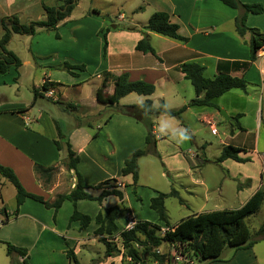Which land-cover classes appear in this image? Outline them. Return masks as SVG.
Instances as JSON below:
<instances>
[{"label":"crops","instance_id":"crops-1","mask_svg":"<svg viewBox=\"0 0 264 264\" xmlns=\"http://www.w3.org/2000/svg\"><path fill=\"white\" fill-rule=\"evenodd\" d=\"M239 1L246 5L262 6L263 12L261 14L252 15L247 13L245 15V26L248 29H256L259 33L264 35V0ZM61 3L62 0H0V21L4 17L15 15L20 23H23L24 19L30 21L32 15L36 13L37 14L34 17L36 20H44L43 18H45V14L42 5L55 7ZM122 3L123 2L119 1V8L116 9V11H118V22L124 21L125 18L123 14L124 6H122ZM130 5L133 7L131 10L132 18H130L131 24L128 25L129 27H125L127 29L134 28V30L114 31L106 34L107 48L105 58L102 57L101 50V59L103 60V62H101L105 63V65L103 66L101 74L96 76V78L99 79V84L92 90L94 96L93 102L90 105H82L73 104L71 102L65 103L63 99H59L58 101L60 104L58 105L60 106L59 112L69 111L71 113H76L83 111L84 114H75V117L83 119L89 118V122L85 121V123H83V121H75L73 124L66 123V126L64 127L62 121L57 120L54 116V103L56 100L49 99L46 93L42 94L39 89L45 80L55 83L59 82L54 81V78L51 79V76L45 77L39 84V89H36L37 86L34 88L38 90L40 96L35 100L33 96L34 101L32 100L30 104L20 102H4L0 104V165L13 171L26 192L40 196L44 201L52 203L57 195L69 193L74 188L75 184L74 172L68 171L65 168L62 163V161L65 160V154L57 151L54 146L53 141L56 139L54 121H56L61 132L69 142L71 150L75 152L79 158L76 169L81 175L83 183L88 187L95 188L101 183L113 181L118 184L119 187H116V189L123 194V198L125 199V191L129 184L118 179L120 171L119 173L114 174L108 172L107 169V166L109 168L112 167L111 162L112 160L114 161L116 158L115 156H117L116 149L113 147V137L115 138V133L113 132L115 127L112 122L118 117H111L110 119L104 118L103 120L99 119L106 110V107L97 103L95 97L96 92L101 91L100 93L103 96H109L113 90V79L122 74H127L129 81L133 82L141 80L154 85V92H156L157 86L162 89V92L156 96H153L154 93L150 96L138 95L141 96V98L138 99L135 105L142 104L145 100H150L154 106H157L159 103H155L156 97L159 102H164L169 110H172L170 106L171 103H181L180 106L175 108L178 109L194 98V89L190 82L184 78V74L180 72L179 68L185 63H196L204 68L203 76L205 78L212 79L218 74L219 68L231 77L243 78L248 83L245 91L231 90L216 99L215 104L219 110L206 107L188 108L182 114L181 118L177 119L180 120V122L175 128V133L178 134L193 128L197 129V132L199 124V126H208L211 129V134L217 135L215 130L217 125L222 130V139H220L221 150L223 147L229 145L241 150V152L238 153L239 158L248 159V162L246 163H236L232 160L215 163V160L219 157L218 156L215 160L211 161L213 164L218 165L221 169L226 171V176L222 175L218 182L214 184L215 193H217L215 198H210L208 196V190L210 189H208V186L205 183V178L202 175H200V179L196 182V186L198 185L204 188L203 193L201 194L203 206L199 208L200 211L214 212L221 210H236L222 206V204H225V200L223 199L221 191V181L229 179L232 182H235L236 187L234 191L238 196L247 191L246 196L243 198L244 200H241V206L260 187L264 188V145L260 146L262 137L264 140V46L257 52L256 60L250 63L249 68L244 70L243 68L236 66L235 64L248 63L250 56V33L246 32L244 35L239 36L236 33L234 25L235 18L242 16L244 11L241 8L230 9L216 0H132ZM155 12L167 13L170 22L178 26V34L185 38L186 41L175 40L144 30L147 20ZM69 17L66 19L68 20ZM136 18H140L141 21L138 22ZM66 19L64 21H66ZM143 33L148 35V41L154 50V55L142 54L135 50V46L137 42L142 39ZM1 35L2 30L0 29V37ZM112 53L116 56L114 59L116 61L114 68L108 64V60H110ZM125 61H129L130 65L118 66L117 63ZM113 69H115V71L116 69L119 70L117 71V74H114L116 72H113ZM10 72L13 74L11 81H8V83L10 86L15 85L16 91L19 93L18 82L14 84V81H12L15 77L13 69H10L6 75ZM105 73H108V77L103 86H101L102 77L104 80ZM71 78L70 86H63L60 83L62 85L61 87H56L50 90L52 94H54L55 91L56 95L59 96L60 92L67 91L69 88L79 87L80 84L77 83L78 81H73L75 77ZM250 87H253L256 90L249 89ZM127 97L128 96L124 97L120 101L123 102ZM67 104L77 105L86 110L84 111L81 109L78 111H72L65 108ZM129 105L133 104L131 102H126L122 106ZM220 110L226 113L229 118L228 121L224 120L223 117L219 115ZM246 114L251 115V121L245 118ZM184 116H189L191 118V126L185 122ZM182 117H184V119H182ZM162 118L169 117L160 115L150 118L153 123L152 133L158 142L162 139L161 136H158L157 133H155V130ZM127 119L129 120H121L123 126L126 125L133 127L130 122L133 124H141L130 117H127ZM99 121H101V124H98ZM138 133L140 137L145 138L146 129L145 134L141 129H138ZM189 134L191 135L192 132ZM238 134H246L245 136L249 141V144H246L247 142L244 144L234 142ZM192 138L193 140H196V137L193 136ZM105 146L107 148L109 147V149H106ZM179 149L180 146L176 147V151H180ZM176 154L171 156L174 157ZM186 157L189 162L191 158L195 161H199L197 155L189 154V156ZM256 161L259 163V167L257 168L258 178H256L254 182L248 175L239 174L238 172H230L227 169H244L245 167L243 166L254 165ZM83 163L84 165L82 166ZM205 163L208 164L210 161L207 160ZM34 164L43 167H57L58 170L55 178L53 176L49 183L43 184L33 171ZM123 166L124 163H121L117 170H121ZM188 167L190 168L191 166ZM128 176L131 177V175ZM4 185L5 183L0 180V206L5 208L2 217H4V220L8 218V222L4 224L7 225L10 222L9 217L11 215L14 219H17L20 215L27 214L22 213L14 216V211L8 210L5 207L1 200V191ZM214 188L212 191H214ZM101 191V189H90L88 190V194L93 198H96L100 195ZM156 196L157 193H155L154 197ZM111 198L117 199L118 203L120 202L115 196L104 197L100 204L88 200L77 201L75 205L76 210L84 201L92 204L93 207L88 211L82 213L77 210L79 213L89 216L91 222L86 229H80L78 222H71L77 223L78 226H68L67 230L63 232L64 235H62V237H60L61 234L55 229L56 221L63 209L67 210L71 208L73 211L74 207L72 203L68 201L63 202L60 209L55 214L54 220L53 210L50 209L49 211L52 215L50 218L54 224L51 226V232L54 233V240L58 242L60 238H62L67 246L70 244V247L68 246L67 250L71 249L75 258L80 253V248L89 249L94 247L95 243H100L99 236L94 235V231L97 229L94 218L102 209L113 207V205L107 206V203ZM27 201L33 200L26 199L19 207L18 213L19 210L21 211L25 207ZM210 202L214 204V208L203 210L204 206ZM115 205H117V203H115L114 206ZM28 217L32 219L36 225H39L41 230L46 227V224L38 220L36 216L33 217L28 215ZM118 219L123 221L122 226L118 225ZM129 220L133 224L142 221L153 224V222H150L147 219L137 220L128 209H122L121 214L116 219L118 232L110 239V241L114 242L116 249H118L119 252L110 257L105 255L106 258L102 260L101 258H104L105 254L104 248L102 257L97 258L99 261L97 264L131 263L130 258L123 256V250L119 238V233L126 230V225ZM156 220L157 223H154V225L160 227V232L168 231V228L176 225L169 226L168 224L166 227L164 223L159 221L157 216ZM40 238L41 236L39 238L37 237V243L40 242L38 241ZM162 249H172V247L167 244H162L156 252L160 254ZM262 249H264V246L259 247V250H261L260 253H256L257 251L253 246L247 250H223L219 259L215 262L197 263L195 261L194 264H264V252ZM65 254L66 253L64 252V263L70 264ZM123 258L125 259L123 260ZM92 261L93 260H91V262Z\"/></svg>","mask_w":264,"mask_h":264},{"label":"rangeland","instance_id":"rangeland-1","mask_svg":"<svg viewBox=\"0 0 264 264\" xmlns=\"http://www.w3.org/2000/svg\"><path fill=\"white\" fill-rule=\"evenodd\" d=\"M119 1L123 2L122 6H124L123 14L125 18L124 21L118 22V11H116V9L119 8ZM119 1L77 0V5L72 11L69 19L61 22L57 26V30L50 31L38 29L34 36L12 35L8 44V49L21 61V67L18 70V79L17 81H14V84L18 82L19 93H17L15 85L10 86L8 83V81H11L12 79V72L8 75L0 76V104L4 102L30 104L33 100L34 91L39 89V84L45 77L51 76V79L54 78V81H58L63 86H70L72 76L62 69L63 64L67 63L71 66H84V71L82 72L79 70L72 71L78 76H76L73 81H78L77 83L80 84L79 87L69 88L67 91L60 92L59 96H57L54 91V94L48 96V98L56 101L63 99L65 103L71 102L73 104L90 105L94 100L92 90L99 84V79L96 78V76L101 74L103 66L105 65V63H102L103 60L101 59V50L103 46L102 32L105 33L106 29H108V32L128 31L129 29L125 26L129 27L128 25L131 24L130 18H132L131 10L133 7L130 3L132 0ZM93 10L99 12V15L93 14ZM36 14L32 15L30 21L24 19L22 24H27L31 21H39L40 19L36 20L34 18ZM136 20L138 22L141 21L140 18H136ZM56 34L58 35V38L55 37ZM111 55L108 64L114 68L116 65V61L114 60L116 56H114V53ZM117 64L118 66L130 65L129 61L119 62ZM113 70V72H116L114 74H117V71H119L118 69H116V71L115 69ZM103 84L102 77L101 86H103ZM35 87L36 89H34ZM249 89L256 90L253 87H250ZM161 92L162 89L157 86L156 92H154L153 96L159 95ZM127 96L128 97L125 98L123 102L119 101L120 104L118 105L120 107L126 102H131L135 105L138 99L141 98V96L136 94H129ZM155 103H159L156 97ZM180 104L181 103H171V109L177 108ZM58 105L60 104L54 103V116L57 120L62 121L64 127L66 126V123L73 124L75 121H83V123H85V121L89 122V118L83 119L75 117V114H84L83 111L76 113H71L69 111L59 112L60 106ZM65 108L68 109L67 106ZM121 115L122 114L118 110L106 107V110L99 118L103 120L104 118L110 119L111 117H118L112 122L115 127L113 132L115 133V138L113 137V147L116 149L117 156H115V160H112L111 162L112 167L109 168L107 166V169L108 172L114 174L119 173L120 171L118 179L129 184L125 191V199L123 198L122 202L118 203L117 199L111 198V200L108 201L107 206H114V204L117 203L115 206L122 209H128L137 220L147 219L148 221L153 222V224H156V216L153 211L149 209L150 199L155 196V193L169 194L174 190L177 191L178 198L170 196L164 200V208L169 226L175 225L187 217L204 212L199 209L203 206L201 194L203 193L204 188L198 185L196 186V182L200 179V175L205 178V183L208 186V189H210L208 190V196L210 198H215L217 195V193H215L214 184L218 182L222 175L226 176L225 170L211 162L220 154V139H222L221 128L216 125L215 130L217 135H213L208 126H199L198 124L197 132V129L192 127L193 129H188L183 132L187 139H182L180 134L175 133V128L180 120L174 118H162L155 130V133H157L158 136H161L162 139L156 143L158 157L153 154H148L138 159V180L136 185L133 186L132 178L130 176L123 177L121 175L122 169L117 170V168L121 163H124L125 160L130 158L134 151L144 148L145 138L139 136L138 129H141L144 134L145 129L142 124H133L132 122L130 123L133 127L126 125L123 126L121 120L125 121L129 119H127L126 116L125 118L123 117L124 115ZM184 117H182V119H184ZM245 118L251 121L250 114H246ZM190 119L189 116L185 117V122L191 126ZM98 124H101V121H99ZM191 132L192 134L190 135L189 133ZM245 135L246 134H238L234 142L243 144L247 142L246 144H249ZM193 136L196 137V140H193ZM263 145L264 140L262 137L260 146ZM179 146L180 151H176V147ZM106 149H109V147H106ZM174 154H176V156L172 157L171 155ZM189 154L197 155L199 161H195L192 158L190 162L187 161L188 158L186 156H189ZM207 160L210 161V163L206 164L205 162ZM63 162L64 160L62 163ZM83 165L84 163L82 166ZM188 166L191 167L189 168ZM243 167L245 168L227 169L230 172H238L239 174L248 175L254 182V180L258 178V161H256L254 165H245ZM56 173L53 174L52 177L54 176L55 178ZM0 180L5 183L1 191V200L8 210L14 211L15 190L9 182L3 178H0ZM40 180L43 184H46L43 178H40ZM105 183L107 184L105 186L106 189H116V187H119L118 184L113 181ZM221 184V191L223 199L225 200V204H222V206L233 209L240 208L241 200H244L243 198L246 196L247 191L238 196L234 191L236 187L235 182H232L229 179H224L221 181ZM213 188L214 191H212ZM92 207L91 203L84 201L78 206L77 210L83 213ZM212 208H214V204L210 202L204 206L203 210ZM3 210H5V208L0 206V220L2 221V224H0V264H21L23 261L21 257L15 254L7 257L5 245L3 243L25 248L29 257L26 264H65V256H63V254L66 252L68 246L70 247V244L67 246L62 238H60L58 242L54 240V233L51 232V226L54 224L50 218L52 215L49 209H46L42 204L27 201L25 207L21 211L19 210L18 213H26L27 215H20L17 219H14L11 215L9 217L10 222L7 225H4L8 222V218L4 220V217H2ZM72 212L71 208L67 210L63 209L59 214L55 229L61 234L60 237L64 235L63 232L67 230L68 226H78L77 223H71L69 221ZM28 215L33 217L36 216L38 220L46 224V227L41 230V227L36 225ZM117 223L119 226L123 225L122 220L118 219ZM245 224L250 235L253 236V234L264 224V204L261 205L256 214L246 219ZM160 233L163 234V232ZM40 236L41 238L38 240L40 242L37 243L36 239ZM111 243L114 245L113 241H111ZM261 246H264V242L262 241L253 245L257 251L256 253L261 252V250H259V247ZM224 250L231 251V249L228 248ZM262 251L264 252V249H262ZM103 252L104 246L100 243H95L92 248H80V253L76 256V261L78 264H97L99 262L97 258H101ZM160 255L165 256L163 264H194L195 262V260H178V255L173 248L166 250L162 249ZM105 258L106 256L104 254V258L102 257L101 259L103 260ZM124 259L125 258H123V260ZM91 260L93 261L91 262ZM146 263L154 264L150 260H147ZM70 264L73 263L70 262Z\"/></svg>","mask_w":264,"mask_h":264},{"label":"trees","instance_id":"trees-1","mask_svg":"<svg viewBox=\"0 0 264 264\" xmlns=\"http://www.w3.org/2000/svg\"><path fill=\"white\" fill-rule=\"evenodd\" d=\"M230 9H243L244 14L236 17L234 21L236 33L239 36L246 32L250 33V56L248 63L235 64L238 67L246 70L250 63L256 60L257 52L264 46V35L256 29H248L245 26V15H259L263 12L261 5H246L239 0H216ZM77 0H62V4L55 7H47L42 5L45 14V19L40 21H31L27 24H22L17 16L12 15L4 17L0 21L2 35L0 37V76H4L10 69L15 72L13 81L18 79V70L21 67L20 59L8 49V44L12 35L34 36L38 29L50 31L57 30V26L68 18L75 6ZM95 15L99 12L93 10ZM129 30H134L129 29ZM144 30L154 32L156 34L169 37L179 41H186L185 38L178 34V26L170 22L169 15L164 12H155L147 20ZM102 32L103 46L102 57L106 56V34ZM143 37L137 42L135 50L142 54L154 55V50L149 44L148 35L142 34ZM58 38V35H55ZM62 69L72 77L77 74L73 70L84 71V66H71L67 63L63 64ZM180 72L184 74V78L190 82L194 89V98L187 104L178 109H167L164 102H159L154 106L150 100H145L139 105H129L120 107L119 101L129 94H137L141 96H150L154 93V86L144 81H129L127 74H122L113 79V90L109 96H103L100 92H96V101L99 105L118 110L122 115L134 119L141 123L146 129L145 148L134 151L130 158L124 161V166L121 170L122 176L131 175L132 185L135 186L138 180V165L139 158L148 154H153L158 157L156 152V138L153 135V123L151 117L165 115L169 118L180 119L182 114L190 107H206L214 110H219L215 101L223 94L231 90L245 91L248 83L243 78L231 77L226 72L218 68V74L212 79L203 76L204 68L196 63H185L180 66ZM108 73H105L103 83L106 82ZM60 83L49 82L45 80L40 87L43 93L49 92L51 89L61 87ZM40 96L38 90L34 91V100ZM33 100V101H34ZM33 104V103H32ZM55 104H59L55 101ZM67 108L72 111H78L85 108H80L77 105L67 104ZM264 128V123H263ZM54 129L56 139L53 141L57 151L65 154L63 162L68 171L74 172L75 184L74 188L67 194L57 195L52 203L44 201L42 197L28 193L20 184L19 180L13 171L7 167L0 165V177L9 182L15 190V210L14 216H17L19 207L26 199H31L42 204L46 209L53 210V220L55 214L60 209L63 202L72 203L74 209L69 218L70 222H78L80 229H86L91 222L89 216L79 213L75 205L79 200L95 201L98 204L106 196H115L120 202L123 200V194L117 189H106L105 182L99 184L95 188L86 186L77 172L76 166L79 158L75 152L71 150L69 142L65 135L61 132L58 123L54 121ZM240 149L225 146L222 148L219 157L215 163H222L225 160H232L236 163H246L248 159L238 157ZM57 167H43L34 164V173L49 183L53 174L57 172ZM90 189H101L98 197L93 198L88 194ZM178 198V193L172 190L169 194L157 193V196L150 200L149 208L156 214L159 221L168 226L167 215L164 208V200L167 197ZM264 204V188H259L240 208L236 210H221L214 212H203L181 220L178 224L168 228L163 234L160 233V227L149 222H137L130 230H124L119 233L123 256L130 258L132 264H147V260L154 264H163L165 256L157 253V249L162 244H167L173 248L175 253L186 260H195L198 263L215 262L219 259L222 251L226 248L238 251L247 250L257 242H264V224L252 235H250L245 221L249 217L256 214L261 205ZM122 208L113 206L102 209L97 213L94 222L97 229L94 235L99 236V242L105 248V255L110 257L119 250L116 245L112 244L110 239L118 232L116 219L121 214ZM6 249V256L10 257L15 254L23 259L21 264L27 263V250L25 248L15 247L8 243H3ZM66 258L73 264H78L71 249L66 252Z\"/></svg>","mask_w":264,"mask_h":264},{"label":"built area","instance_id":"built-area-1","mask_svg":"<svg viewBox=\"0 0 264 264\" xmlns=\"http://www.w3.org/2000/svg\"><path fill=\"white\" fill-rule=\"evenodd\" d=\"M261 50V49H260ZM47 96H51L52 95V92L49 91L48 93H46ZM0 224H2V221L0 220ZM135 224H133L130 220L128 221L127 225H126V230H130L134 227ZM161 232H165V231H161ZM177 259L178 260H182L183 261V258L181 256H177Z\"/></svg>","mask_w":264,"mask_h":264},{"label":"water","instance_id":"water-1","mask_svg":"<svg viewBox=\"0 0 264 264\" xmlns=\"http://www.w3.org/2000/svg\"><path fill=\"white\" fill-rule=\"evenodd\" d=\"M219 115H220L221 117H223L224 120H226V121L229 120V118L227 117V115H226V113H225L224 111L220 110V111H219Z\"/></svg>","mask_w":264,"mask_h":264},{"label":"clouds","instance_id":"clouds-1","mask_svg":"<svg viewBox=\"0 0 264 264\" xmlns=\"http://www.w3.org/2000/svg\"><path fill=\"white\" fill-rule=\"evenodd\" d=\"M180 135H181V138H182V139H187V137L183 134V132H181Z\"/></svg>","mask_w":264,"mask_h":264}]
</instances>
